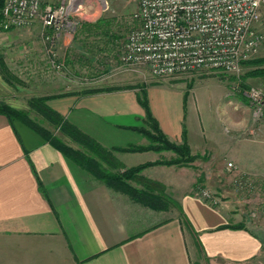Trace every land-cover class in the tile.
<instances>
[{
  "label": "crops",
  "instance_id": "obj_1",
  "mask_svg": "<svg viewBox=\"0 0 264 264\" xmlns=\"http://www.w3.org/2000/svg\"><path fill=\"white\" fill-rule=\"evenodd\" d=\"M68 41L64 36L63 45ZM155 87H143L145 98L169 140L181 143L184 131L193 154L212 148L239 163L246 157L240 139L215 143V129L201 118L207 106L193 90L164 83L151 97L148 90ZM81 89L60 91L66 95L47 103L105 148L148 144L132 128L145 125L141 87ZM214 108L221 112L223 107L216 103ZM113 154L122 168L175 156L171 150ZM192 166L154 164L140 171V179L160 184L152 188L155 193L163 190L178 203L156 210L109 187L36 131L17 120L11 124L0 113V264H194L187 232L195 234L207 264H264V233L228 201L212 206L201 198L195 188L207 186H195ZM132 185L143 187L142 182ZM180 212L193 233L181 227ZM238 223L244 226H229Z\"/></svg>",
  "mask_w": 264,
  "mask_h": 264
},
{
  "label": "rangeland",
  "instance_id": "obj_2",
  "mask_svg": "<svg viewBox=\"0 0 264 264\" xmlns=\"http://www.w3.org/2000/svg\"><path fill=\"white\" fill-rule=\"evenodd\" d=\"M98 1L103 4L104 10ZM93 3L95 7L91 11L94 14L79 19L76 31L68 35L67 46L62 43L64 36H56L38 21L10 30L0 29V102L25 112L38 124L62 136L39 114L41 98H58L62 96L60 91L71 88L111 85L143 88L155 84L154 89L148 90L151 97H157L159 91L156 88L164 83L186 88V91L193 90L196 100L201 99L207 106L201 118L204 125H212L215 129V143L240 139L242 146L239 150L246 152V157L239 163L227 156H217L218 152L211 148L204 154L191 153L195 158L185 165H193L197 173L195 185L206 184L207 189L219 199L217 205L223 200L228 201L242 214L243 219L254 223L264 233V113L254 114L247 96L251 88L259 89L264 94V72L253 73V69L264 67V61L251 62L264 58V48L244 60L236 73L213 70L156 80L147 68L123 64L118 60V49L128 31L136 24L133 12L137 0H93ZM261 17L264 23V5ZM262 30L264 32V24ZM57 63L62 68L57 69ZM5 67L11 75L6 73ZM50 99L45 103L48 104ZM216 103L223 107L221 112L214 108ZM250 128L252 131L249 132ZM228 162H231L230 166ZM218 176L224 181L222 188L218 186L221 180H218ZM235 178H242L246 186L235 185ZM129 182L140 184L147 181L136 178ZM250 211L258 212L256 220L248 215ZM186 236L194 264H207L195 234L194 238L188 232Z\"/></svg>",
  "mask_w": 264,
  "mask_h": 264
},
{
  "label": "built area",
  "instance_id": "obj_3",
  "mask_svg": "<svg viewBox=\"0 0 264 264\" xmlns=\"http://www.w3.org/2000/svg\"><path fill=\"white\" fill-rule=\"evenodd\" d=\"M263 5L264 0H137L136 24L121 43L118 60L147 68L156 80L213 70L236 73L264 48ZM94 7L93 0H3L0 27L10 30L38 21L56 36L72 35ZM247 96L254 114L264 113V94L251 88ZM233 183L246 186L242 178ZM198 190L210 204L219 203L209 189ZM248 215L256 220L259 214Z\"/></svg>",
  "mask_w": 264,
  "mask_h": 264
},
{
  "label": "trees",
  "instance_id": "obj_4",
  "mask_svg": "<svg viewBox=\"0 0 264 264\" xmlns=\"http://www.w3.org/2000/svg\"><path fill=\"white\" fill-rule=\"evenodd\" d=\"M2 4L3 0H0V10ZM260 61H264V58L251 60V62L253 63H258ZM254 72H264V67L253 69V73ZM6 73L10 74L7 68ZM118 88H123V86L111 85L86 88L82 89L80 92L91 93L95 91H108ZM141 91L142 94L141 96H138V100L145 110V125L134 126L132 128L147 138L148 144L146 145L129 144L125 147H103L96 140L80 130L76 125L71 123L64 115L60 114L58 111L51 108L48 104L45 103L46 100L55 96H46L44 98H41L40 107L38 108L39 114L42 116V118L51 123L55 127V129L58 130L62 135L66 136L69 140L76 143L78 147L71 146L65 139L62 138V136H58L57 134L49 131V129L43 127L42 125L35 122V120L31 119L25 112L7 103L0 102V113L5 115L11 124L14 120H18L36 131L50 144L59 149L63 153V155L74 161L81 168L85 169L93 177L103 181L109 187L124 192L131 199L145 204L153 209L166 210L169 209L171 205L178 206V203L170 195L164 193L163 190L157 193L154 192L155 190L153 191L152 188L154 187L160 188L159 183L152 181L153 184L150 185L151 181L146 180L147 182L142 183L143 187L139 188L130 184L129 181L136 178H141L139 173L143 168L147 166L154 164H176L181 166L191 162L195 158V156L190 152L189 146L186 142L184 131L183 141L181 143H176L168 139V137L159 127L156 118L152 115L149 109L147 100L145 98L144 88H141ZM63 95L66 94H62V96ZM144 150H171L175 153L176 156H173L169 159L161 158L155 161H147L130 167L122 168L120 167V162L113 154L114 151L133 152ZM113 168H117V170L112 171ZM179 222L181 223V227L187 229L189 232H194L188 219L181 212L179 216ZM229 226L243 227L244 225L242 223H238Z\"/></svg>",
  "mask_w": 264,
  "mask_h": 264
}]
</instances>
